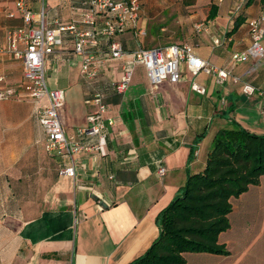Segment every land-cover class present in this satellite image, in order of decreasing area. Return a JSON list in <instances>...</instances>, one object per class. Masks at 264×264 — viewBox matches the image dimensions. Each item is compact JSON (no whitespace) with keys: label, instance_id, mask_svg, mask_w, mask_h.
<instances>
[{"label":"crops","instance_id":"1","mask_svg":"<svg viewBox=\"0 0 264 264\" xmlns=\"http://www.w3.org/2000/svg\"><path fill=\"white\" fill-rule=\"evenodd\" d=\"M16 1L0 0V48L8 29L24 26ZM80 1L44 0L46 24L78 21L71 7ZM245 1L140 0L138 29L145 36L127 30L114 38L127 53L187 44L195 56L229 73L222 84L214 75L194 77L182 64L179 82L153 87L137 65L125 92L116 94L111 86L129 58L109 59L108 43L99 40L104 63H98L94 88L109 106L104 156L48 154L36 117L45 100L38 106L29 99L0 102V264H130L158 237L159 213L190 175L204 170L218 132L237 126L264 136V59L231 61L249 48L247 22L264 7V0L247 6ZM27 6L37 14L41 3L27 0ZM199 23L206 32L194 30ZM216 39L219 46L213 45ZM72 50V39L65 37L44 61L49 89L64 92L59 117L66 136L85 128L94 111L93 90L82 80L81 59ZM0 76V90H19L21 63L0 54ZM191 83L205 93L192 91ZM245 84L255 89L252 95L243 93ZM71 165L73 177L59 174ZM160 167L166 169L162 178ZM231 203L230 227L218 237L229 254L188 253L185 264H264V176Z\"/></svg>","mask_w":264,"mask_h":264},{"label":"built area","instance_id":"2","mask_svg":"<svg viewBox=\"0 0 264 264\" xmlns=\"http://www.w3.org/2000/svg\"><path fill=\"white\" fill-rule=\"evenodd\" d=\"M72 1V0H68ZM243 2V1H242ZM41 7L34 14L27 6V0H17L15 8L20 14L23 27L8 29L5 33V46L0 48V54H8L22 65V83L19 90H0V102L7 100L29 99L35 105L45 100V105L36 111L37 121L45 134L44 149L48 154L58 157L74 156L82 153H97L105 155V134L108 104L103 92L97 91L94 84L99 77L98 63L104 59L98 57L99 40L108 43V57L119 60L128 57V63L122 66V75L111 89L116 94H123L127 89L133 68L140 65L144 68L147 78L153 87L163 81L171 83L180 81V66L186 65L192 76L200 72L214 75L216 82L222 84L227 81L229 73L220 70L212 64L195 56L187 44H173L159 48L138 47L133 52H125L120 43L114 38L124 31H133L134 36H145V31L138 29L140 18V0H81L79 7H71L73 14L78 16V21L62 23L55 20L52 27L45 22L44 0H40ZM9 16H13L10 14ZM251 44L242 53L231 56L233 64H238L247 59L257 61L264 59V7L258 18L247 22ZM197 33L206 32L204 23L194 26ZM69 37L73 41V54L81 59L80 76L84 83L93 90L91 103L94 111L87 117V126L78 129L73 136H66L61 123L59 112L64 106V92L60 89H49L44 69L45 58L56 47L62 45L63 39ZM218 39L213 41L214 46H219ZM5 78L0 76V84ZM191 90L203 95L205 90L196 83H191ZM255 89L249 84L243 86V93L252 95ZM264 120V110H262ZM96 142H93V140ZM166 169L160 167L157 174L160 178L165 175ZM61 176L73 177V165L64 167L59 171Z\"/></svg>","mask_w":264,"mask_h":264},{"label":"trees","instance_id":"3","mask_svg":"<svg viewBox=\"0 0 264 264\" xmlns=\"http://www.w3.org/2000/svg\"><path fill=\"white\" fill-rule=\"evenodd\" d=\"M251 1H245L246 6ZM214 10L211 6L210 15ZM262 176L264 136L237 126L221 130L213 139L204 170L190 175L180 194L159 213L158 237L130 264H185L188 253L228 255L218 237L230 227L231 202L259 185Z\"/></svg>","mask_w":264,"mask_h":264},{"label":"rangeland","instance_id":"4","mask_svg":"<svg viewBox=\"0 0 264 264\" xmlns=\"http://www.w3.org/2000/svg\"><path fill=\"white\" fill-rule=\"evenodd\" d=\"M264 209V208H263ZM235 215H233L232 220L234 219ZM256 248V245H254V249Z\"/></svg>","mask_w":264,"mask_h":264}]
</instances>
